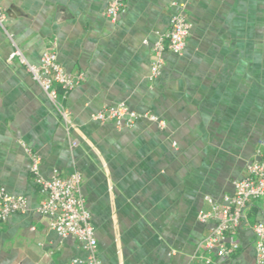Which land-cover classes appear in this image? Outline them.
Returning a JSON list of instances; mask_svg holds the SVG:
<instances>
[{"label": "crops", "instance_id": "crops-1", "mask_svg": "<svg viewBox=\"0 0 264 264\" xmlns=\"http://www.w3.org/2000/svg\"><path fill=\"white\" fill-rule=\"evenodd\" d=\"M184 5L191 24L180 55L165 53L149 79L152 48ZM107 0H0V187L27 201L0 225V264H85L87 253L61 238L38 213L42 196L30 173L81 174L102 264H191L209 233L199 221L221 202L246 166L264 160V0H126L116 23ZM56 54L84 80L68 95L69 128L26 68ZM125 105L163 121L130 129L93 122ZM264 206L252 201L231 237L238 252L211 264H256L252 226ZM202 264V263H197Z\"/></svg>", "mask_w": 264, "mask_h": 264}, {"label": "built area", "instance_id": "built-area-1", "mask_svg": "<svg viewBox=\"0 0 264 264\" xmlns=\"http://www.w3.org/2000/svg\"><path fill=\"white\" fill-rule=\"evenodd\" d=\"M126 0H107L104 15L111 23H116L124 12ZM6 15L0 9V28L5 30ZM189 23L184 5H178V10L170 17L169 29L160 34L152 48V62L149 79L161 75L165 53L180 55L186 46L190 33ZM17 59L29 73L32 81L40 88L60 121L69 128V112L65 101L77 84L84 80L83 74L74 75L68 72L59 62L53 52L44 53L38 64H29L15 47L10 60ZM93 122L112 123L116 129H130L136 121L147 119L163 127V121L147 114L136 113L125 105L107 107L93 114ZM31 159L30 173L34 184L42 196L38 213L48 218L49 228L61 238L76 240L87 253L85 264H102L97 256V242L90 217L80 193L81 174L74 172L67 177L52 176L44 179L39 175V159L28 149ZM261 201L264 206V160L258 159L246 166V175L233 183L231 195L224 196L221 202L205 198L209 205L208 212H202L199 221L209 227L208 235L198 243L191 264H211L212 257L228 258L238 252V245L231 237L241 228L244 222V210L252 201ZM27 201L20 196H13L0 187V225L10 216L26 210ZM253 247L256 264H264V224L252 226Z\"/></svg>", "mask_w": 264, "mask_h": 264}]
</instances>
